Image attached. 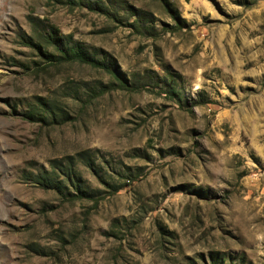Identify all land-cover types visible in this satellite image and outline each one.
<instances>
[{"label": "rangeland", "instance_id": "rangeland-1", "mask_svg": "<svg viewBox=\"0 0 264 264\" xmlns=\"http://www.w3.org/2000/svg\"><path fill=\"white\" fill-rule=\"evenodd\" d=\"M0 264H264V0H0Z\"/></svg>", "mask_w": 264, "mask_h": 264}, {"label": "trees", "instance_id": "trees-1", "mask_svg": "<svg viewBox=\"0 0 264 264\" xmlns=\"http://www.w3.org/2000/svg\"><path fill=\"white\" fill-rule=\"evenodd\" d=\"M52 37L57 39L55 35ZM66 46V50L61 49L65 54L77 57L86 62H95L94 58L77 44ZM116 79L121 82L119 78ZM99 157H101V155L98 149H88L82 150L75 155L53 159L50 162L52 166L51 169L45 171L42 175L35 176V181L43 187L51 186L63 195H67L68 192H70L69 188H72L76 196L80 198L89 197L90 187L88 186V181L83 177L78 166L80 164L84 166L103 183L106 181V172H104V168L98 161Z\"/></svg>", "mask_w": 264, "mask_h": 264}]
</instances>
